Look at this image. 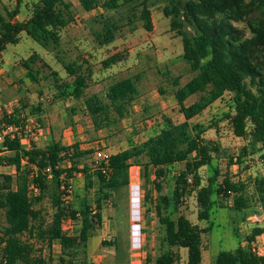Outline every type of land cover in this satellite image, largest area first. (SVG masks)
<instances>
[{
	"label": "trees",
	"instance_id": "1",
	"mask_svg": "<svg viewBox=\"0 0 264 264\" xmlns=\"http://www.w3.org/2000/svg\"><path fill=\"white\" fill-rule=\"evenodd\" d=\"M31 1L32 13L27 20H14L23 0H16L14 10L0 13V57L8 45L20 42L22 33L45 50H58L63 30L80 21L71 0ZM78 1L88 13L103 10L95 17L102 27L93 31L100 48L113 44L124 29L134 33L139 24L153 31L150 0ZM163 13L171 30L182 39L183 53L178 60L194 74L184 84L180 76L170 78L182 122L165 116V126L154 136L111 154L107 161L94 159L89 165L83 161L96 151L83 150L79 143L64 145L53 139L45 147L31 143L29 149L24 148L23 110L17 109L3 120L21 128L14 138H6V149H0V168L9 166L16 175H0V210L5 217V224L0 225V264H88V242L101 225L103 205L130 189L133 166L139 168L142 180L141 219L149 221L152 214L158 220L157 245L154 252L148 249L145 264H178L180 249L187 250V264H203L204 236L214 230L212 218L216 219L222 208L233 214L232 230L238 240L243 239L240 223H248L256 213L262 216V223L248 227L243 235L246 245L239 241L236 248L219 251L211 264H264V254L252 250L264 234V0H168ZM185 25L194 30L192 35L183 29ZM127 57L114 52L101 61V70H109ZM60 63L65 77L37 53L23 66L26 76L36 83L43 70L49 69L45 78L52 80L55 100L82 102L95 131L109 129L130 116L141 96L142 72L114 80L102 94L90 93L95 64L79 56ZM159 91L165 93L161 87ZM227 94L231 96V112L224 117L232 124L235 136L246 141L236 157L229 156V165L236 159L248 168L246 159L259 158L263 169L253 183L234 182L228 173L220 180L221 171L212 156L220 149L205 137L207 130L193 122ZM194 96H200L199 100L187 104ZM203 168L208 171L206 179L200 172ZM76 173L84 176L86 190L96 188L95 200L85 197L72 205ZM32 186L39 190L38 195L33 194ZM188 196H194L202 208L197 218L206 221V227L182 213ZM45 199L50 202L51 215L38 207ZM67 223L70 233L65 232ZM141 233L148 231L142 226ZM54 243L60 246L58 258L53 259L51 253L44 257L43 247L51 248ZM102 244L115 247L119 264V239Z\"/></svg>",
	"mask_w": 264,
	"mask_h": 264
},
{
	"label": "rangeland",
	"instance_id": "2",
	"mask_svg": "<svg viewBox=\"0 0 264 264\" xmlns=\"http://www.w3.org/2000/svg\"><path fill=\"white\" fill-rule=\"evenodd\" d=\"M71 1L74 12L80 21L70 24L63 30L62 41L58 50H45L26 33H22L20 42L8 45L2 53L1 58L4 63H2L0 70V96L4 94L7 98H3L1 103H17L18 109L23 110L22 114L27 119L28 129H31L32 133L34 129L43 127L38 131V134H35L38 138L34 140V143L39 147H45L44 138L48 135L46 130L49 129V134L64 145H72L77 142L82 145L81 149L89 150L88 147L97 142L100 148L111 154L125 150L132 144L140 143L157 134L161 127L165 126L163 121L165 116L175 123L182 122L184 118L178 111L170 78L180 76L181 83L184 84L194 74L187 64L178 60L183 53V44L181 37L171 30L170 20L163 13V8L168 0H150L149 2L152 10L153 31H146L141 24L134 33L124 29L123 34L113 44L103 48L98 46L93 36V31L102 27L101 24L95 22V17H98L103 10L98 9L96 12L88 13L84 11L78 0ZM32 4L33 1L31 0H23L20 14L14 20H27L32 13ZM15 7L16 0H0V13L3 15L8 10H14ZM239 26L243 25L240 24ZM183 29L189 35L194 33V30L187 25ZM114 52L128 55L127 60L109 70H101V61ZM33 53L39 54L62 77H65L66 73L60 61L68 63L79 56L94 63L95 83L90 88V93L102 94L114 80L142 72L143 78L139 85L141 96L135 102L129 117L119 121L109 129L95 131L90 118L81 110L84 108L82 102L55 100L54 91L51 89L52 80L45 78L49 69L43 70L38 83L26 76L27 70L23 66V62ZM160 87L165 90L164 94L160 93ZM199 98L200 96H194L187 101V104H191ZM230 101L231 96L227 94L223 100L215 102L203 115L196 117L193 122L201 124L207 130L205 137L214 141L220 149V153L212 152V156L215 157V162L221 171L220 180L222 181L223 176L228 173L234 182L253 183L255 177L263 169L259 158L253 156L246 159L248 168H243V165L238 163L236 159L233 160L234 165H229V156L236 157L246 144L244 139L235 136L232 124L224 117L226 113L231 112ZM39 118L43 122H40ZM94 159V155L89 156L84 159L83 164L91 165ZM181 168L182 166L178 165V169ZM11 171L13 172L12 169L0 168V175L9 174ZM200 172L206 179L207 169L203 168ZM137 182L141 186L142 180L139 177ZM85 185L84 176L75 175L74 194L71 198L72 205H78L85 197L91 201L95 200L96 188L86 190ZM174 185L173 180L171 187H175ZM142 194L141 188L131 186L129 190L120 195H114L110 201L103 205L101 225L96 231V235L88 243V264H117V250L113 246H104L102 244L104 241L114 242L119 239L121 247L119 264L124 263L123 259L126 256L130 258L134 254L137 255L146 251L143 248L144 234H142L141 245L138 248H134L132 235V211L133 208L141 209ZM253 204L256 205L254 200ZM38 207L42 208L45 215H51L52 209L49 200L45 199ZM200 210L202 208L197 204L194 196H188L184 199V205L181 207L182 213L191 221L206 227V221H198L197 215ZM219 211L216 219L215 217L212 218L216 223L214 230L209 235L204 236V256L207 263H212L219 251L236 248L239 241L246 245L243 240L244 233L254 224L262 223V216L257 213L251 216L248 223H240L239 228L242 230L240 235L243 239L238 240L232 230L231 217L233 214L225 208ZM138 216L137 214L134 215L135 224L140 219ZM148 220L140 219V223L148 231L147 237L151 240L150 244L152 242L155 244L153 248H150L154 252L157 241L152 240L157 238L158 220L152 214ZM3 224H5L4 212L0 210V225ZM65 232L68 233V231ZM136 233L140 234L141 232L138 233L137 231ZM253 246L258 247L260 252L264 254V236L257 238V242ZM50 253L53 259H57L60 255V248L58 246H53V248L44 246L43 256L47 258ZM153 255H157V252ZM178 264H182V262Z\"/></svg>",
	"mask_w": 264,
	"mask_h": 264
},
{
	"label": "built area",
	"instance_id": "3",
	"mask_svg": "<svg viewBox=\"0 0 264 264\" xmlns=\"http://www.w3.org/2000/svg\"><path fill=\"white\" fill-rule=\"evenodd\" d=\"M1 68H2V62L0 60V70H1ZM17 109H18V105H17V103H14V102H8V103H1L0 104V122H1L0 149L1 150L6 149L4 146V142H5L6 138L7 137L8 138H14L16 133H18L20 128H21V126L18 124H7V123L3 122V120L6 118V116L8 118H10L11 115H13ZM22 117L25 118L24 114H22ZM24 129L25 130H24V134L22 135L21 142H22V145L24 148L29 149L31 147V143H34V140L38 138V136H36L35 134H38V131L42 128L34 129V132L32 133L31 129H28V123H27V119H26ZM109 157H110V154L105 152L102 148H100V146L98 148H96V152L94 155L95 160L107 161L109 159ZM1 168L11 169V167H9V166H2ZM9 174H11L13 177H16L14 171L13 172L11 171ZM130 174H131V176L135 175V176L139 177V168L136 166H133L130 170ZM31 188H32L34 195L39 194V190L36 187L32 186ZM69 192H71V191H69ZM131 194L133 195V193H131ZM133 202L135 203L134 197H133ZM137 206L139 207L140 205H137ZM132 207H133V203H132ZM132 214H133L132 235H134V229L136 227L138 228L139 233L141 231V227H142L141 223H140L141 209L139 210V208H137V209L133 208ZM135 214H137V216L139 214L138 218H140L137 224H135V222H134V215ZM66 228H68V223H67V225H65V229ZM141 235H142V233H141ZM252 250L254 252H256L257 254L262 255V253L260 252L258 247L253 246Z\"/></svg>",
	"mask_w": 264,
	"mask_h": 264
},
{
	"label": "crops",
	"instance_id": "4",
	"mask_svg": "<svg viewBox=\"0 0 264 264\" xmlns=\"http://www.w3.org/2000/svg\"><path fill=\"white\" fill-rule=\"evenodd\" d=\"M1 57H2V55H1ZM0 57V60H1V62L2 63H4L3 62V60H2V58ZM3 98L5 99V98H7V96L6 95H1L0 96V103L2 102V100H3ZM82 111H83V109H81ZM84 112V111H83ZM46 132H48V135L47 136H45V138H44V140L46 141V144L47 143H49V142H51L53 139H55L51 134H49L50 133V130L49 129H47L46 130ZM43 140V141H44ZM74 143H77V142H74ZM73 143V144H74ZM80 144V143H79ZM96 145H97V147H96ZM90 146V145H89ZM80 147H82V145L80 144ZM87 147H88V145H87ZM99 147V145L97 144V142H95V143H92L91 144V146L90 147H88V148H90V149H94V148H98ZM129 148V147H128ZM89 149V150H90ZM105 152H107L106 150H104ZM119 152V151H118ZM115 153H117V152H114V153H111V154H115ZM109 154V153H108ZM110 154V155H111ZM139 174H140V171H139ZM132 177V180H133V183H132V187L133 186H136L137 188H140V184L137 182V180H138V176H135V175H132L131 176ZM139 191H140V189H139ZM140 200H141V198H140ZM201 227H203V226H201ZM65 231H68V233H70V231H69V228H67V229H65ZM138 231V233H139V230L137 229V227L134 229V237H133V244H134V248H138L140 245H141V241H142V235H141V233L140 234H137L136 232ZM141 232V231H140ZM147 235H148V233H145L144 234V240H143V248L146 250V251H142L141 253H139V254H137V255H133L132 257H130L129 259H128V264H145V260H146V256H147V251H148V249L150 250V248H153L154 247V243L152 242V244H150L151 242V240H150V238H148L147 237ZM264 236V234L263 235H261V236H259L258 238H260V237H263ZM91 239V238H90ZM152 241H155L156 242V239L154 238ZM89 243V242H88ZM138 244H140V245H138ZM53 246H58L59 248H60V246H59V244H57V243H54L53 245H52V248H53ZM52 252V251H51ZM60 253H61V250H60ZM88 253H89V249H88ZM180 254L182 255V259H181V262H182V264H187V261H188V255H187V250L186 249H180ZM203 264H211V263H207L206 261H205V256H204V253H203Z\"/></svg>",
	"mask_w": 264,
	"mask_h": 264
}]
</instances>
